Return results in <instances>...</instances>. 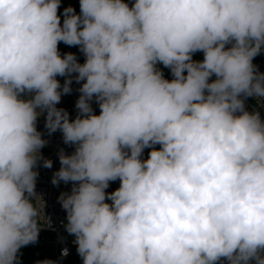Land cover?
Wrapping results in <instances>:
<instances>
[{
	"label": "clouds",
	"instance_id": "9594fccd",
	"mask_svg": "<svg viewBox=\"0 0 264 264\" xmlns=\"http://www.w3.org/2000/svg\"><path fill=\"white\" fill-rule=\"evenodd\" d=\"M60 6L0 0V264H22L52 227L41 117L75 149H59L51 183L72 184L57 200L82 264H264V0ZM74 81L72 119L57 105Z\"/></svg>",
	"mask_w": 264,
	"mask_h": 264
},
{
	"label": "built area",
	"instance_id": "2783aa9c",
	"mask_svg": "<svg viewBox=\"0 0 264 264\" xmlns=\"http://www.w3.org/2000/svg\"><path fill=\"white\" fill-rule=\"evenodd\" d=\"M64 0H61V3ZM134 2V0H133ZM203 53V52H202ZM259 66L260 71L264 72V56L253 62ZM61 85L64 83V77H57ZM211 79H215L213 76ZM83 83V82H81ZM81 84L75 83L72 84V93L69 95L62 96L61 102L57 107L65 108L69 114L70 118L74 119L76 115L75 102L80 95L76 89H78ZM246 106L249 110H252L255 107H258L254 99H249L246 102ZM92 107L96 114H99V107L92 102ZM262 118H264V109L261 110ZM37 128L39 131L44 132L45 135L43 138L49 141L48 145L41 149L43 156L47 159L53 161V167L47 169L44 167H38L39 176L36 183V192L43 196L46 201V215L51 218L52 227L46 228L42 227V230L39 234V242L34 245L30 257L28 260L22 261V264H35L36 261L51 259L58 261V264H82V260L78 257L76 253V246L72 243L74 240L73 236H68L65 231L64 224L66 221V212L62 209L60 203H58V196L61 192H70L72 184H64L61 182L59 187L53 186L51 179L53 173L60 168V163L58 159V151L60 148H64L66 154H71L75 149L74 146H67L63 144L62 134L57 131L56 133L48 136L46 130L44 129V117L39 118L37 122ZM120 186V181L116 180L115 182H110L109 188L106 189L107 192L115 191ZM110 203V201H109ZM43 224V221H41ZM64 237L63 243H61L60 238ZM68 248L69 254L63 259L60 258V253L63 248ZM254 264V262H253Z\"/></svg>",
	"mask_w": 264,
	"mask_h": 264
},
{
	"label": "trees",
	"instance_id": "16d2710c",
	"mask_svg": "<svg viewBox=\"0 0 264 264\" xmlns=\"http://www.w3.org/2000/svg\"><path fill=\"white\" fill-rule=\"evenodd\" d=\"M124 2L125 3H128L130 6L132 5V3H134L133 0H124ZM79 3H80V0H64L61 3V6H60V8L58 10V14H62L63 13V9L65 7H68L69 5H71L73 8H75L77 14H79V12H80ZM62 20H63V17L61 15V22H62ZM58 48H59V51H60L61 55H63L64 53H67V52H72V53H75L76 54V56L78 58V62L83 63L84 60H85V57L79 51V47L78 46L69 47V46L65 45L63 42H60L58 44ZM262 56H264V52H262L260 55H258L254 59V61L258 60ZM193 60H195V61H202L203 60V53L202 52H196L195 54H193ZM157 67L163 72V75H164V78L165 79L171 80L173 78L172 77V74L170 72V69L165 68L162 64H158ZM156 147L159 148V145H157ZM150 151H151V149H148V148H146L144 150L143 157L145 159H147L148 153ZM33 247H34V245H28L27 247H24V248L21 249V252L23 253V255L21 257V260L26 261V260L29 259Z\"/></svg>",
	"mask_w": 264,
	"mask_h": 264
}]
</instances>
